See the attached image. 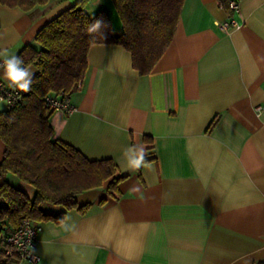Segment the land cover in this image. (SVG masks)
Here are the masks:
<instances>
[{
	"label": "crops",
	"instance_id": "obj_1",
	"mask_svg": "<svg viewBox=\"0 0 264 264\" xmlns=\"http://www.w3.org/2000/svg\"><path fill=\"white\" fill-rule=\"evenodd\" d=\"M76 1L48 0L30 11L0 4V60L34 45L36 33ZM239 5L229 14L218 0H184L172 41L146 75L123 46L90 47L70 95L75 109L50 113L53 137L88 159H112L126 177L105 203L104 187L78 195L89 204L84 212L45 204L43 211L63 217L37 222L38 260L15 264L264 261V0ZM99 10L121 33L112 1L85 6L89 15ZM230 15L239 25L223 30ZM0 77L8 82L4 69ZM136 146L147 150L139 169L124 155ZM4 151L0 139V162Z\"/></svg>",
	"mask_w": 264,
	"mask_h": 264
},
{
	"label": "trees",
	"instance_id": "obj_2",
	"mask_svg": "<svg viewBox=\"0 0 264 264\" xmlns=\"http://www.w3.org/2000/svg\"><path fill=\"white\" fill-rule=\"evenodd\" d=\"M48 0H0L1 5L30 11ZM89 0H78L35 35L34 45H26L18 54L24 66L35 65L32 89L22 93L12 106L0 110V139L5 145L0 162V264H15L16 257L6 255L4 237L20 227L24 219L37 223L60 221L64 211L50 214L45 204L60 205L80 212L77 196L105 188V203L118 192L126 176L118 175V166L110 158L88 159L72 145L53 137L49 122L48 96H64L78 89L88 68L87 54L94 44L121 45L129 51L132 65L141 75L148 74L173 39L184 0H111L122 24L116 33L105 10L93 15L85 11ZM229 14L230 0H218ZM102 20L107 27L89 33L87 27ZM1 26V22H0ZM214 117L206 131L215 125ZM152 147V146H151ZM9 176L31 186L33 195L13 185ZM256 264H264V261Z\"/></svg>",
	"mask_w": 264,
	"mask_h": 264
},
{
	"label": "built area",
	"instance_id": "obj_3",
	"mask_svg": "<svg viewBox=\"0 0 264 264\" xmlns=\"http://www.w3.org/2000/svg\"><path fill=\"white\" fill-rule=\"evenodd\" d=\"M229 6L233 13H239V0H230ZM239 23L231 15L228 19L220 23L223 30L238 26ZM3 60H0V65ZM3 67H0V70ZM19 89L11 87L9 82L0 77V101L5 103V107H10L21 98ZM46 104L50 111L60 110L66 114H70L74 109L71 102L70 94L64 96H48ZM39 225L30 219H24L19 228L9 232L4 237V251L6 255H11L17 260H26L29 262H36L38 256L34 253L33 247L36 242Z\"/></svg>",
	"mask_w": 264,
	"mask_h": 264
},
{
	"label": "clouds",
	"instance_id": "obj_4",
	"mask_svg": "<svg viewBox=\"0 0 264 264\" xmlns=\"http://www.w3.org/2000/svg\"><path fill=\"white\" fill-rule=\"evenodd\" d=\"M106 27L107 25L102 20H94L88 25L87 31L94 33ZM0 67H3L4 75L11 87L17 88L24 93L31 91L34 73L24 66V61L19 56H5ZM124 155L127 157L130 167L139 169L146 160L147 150L144 146H136L126 149Z\"/></svg>",
	"mask_w": 264,
	"mask_h": 264
},
{
	"label": "rangeland",
	"instance_id": "obj_5",
	"mask_svg": "<svg viewBox=\"0 0 264 264\" xmlns=\"http://www.w3.org/2000/svg\"><path fill=\"white\" fill-rule=\"evenodd\" d=\"M0 104L2 105V106H4V102H0ZM13 178H11L12 180V183H14L15 181H16V183H17V187L19 188V189H21V190H23L26 194H28L29 196H32L33 195V192H34V190H33V188L31 187V186H28V185H26V184H24V183H22V182H19V180L16 178V177H14V176H12ZM14 179V180H13Z\"/></svg>",
	"mask_w": 264,
	"mask_h": 264
}]
</instances>
